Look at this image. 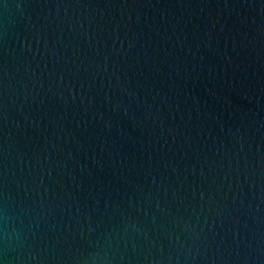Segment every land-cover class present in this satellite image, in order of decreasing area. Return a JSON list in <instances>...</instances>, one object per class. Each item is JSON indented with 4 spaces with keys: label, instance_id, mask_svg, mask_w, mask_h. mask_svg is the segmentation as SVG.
<instances>
[{
    "label": "water",
    "instance_id": "95a60500",
    "mask_svg": "<svg viewBox=\"0 0 264 264\" xmlns=\"http://www.w3.org/2000/svg\"><path fill=\"white\" fill-rule=\"evenodd\" d=\"M0 264H264V0H0Z\"/></svg>",
    "mask_w": 264,
    "mask_h": 264
}]
</instances>
